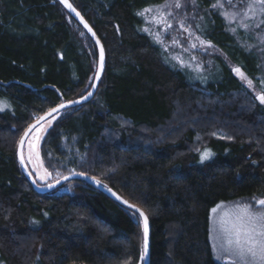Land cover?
Wrapping results in <instances>:
<instances>
[{
    "label": "trees",
    "instance_id": "1",
    "mask_svg": "<svg viewBox=\"0 0 264 264\" xmlns=\"http://www.w3.org/2000/svg\"><path fill=\"white\" fill-rule=\"evenodd\" d=\"M70 1L102 42L106 66L95 98L67 109L32 150L33 161L39 152L32 162L38 181L45 170L83 173L141 209L149 222L148 264H219L209 241L210 209L264 196V107L233 71L254 80L264 52L234 39L212 0H185L176 15H192L194 32L211 45L196 51L205 81L191 80L164 59L139 14L165 0ZM176 17L162 40L178 48ZM95 67L93 43L56 0H0L5 264L143 263L136 213L80 180L69 192L37 194L16 159L28 125L85 93ZM205 149L213 155L201 162Z\"/></svg>",
    "mask_w": 264,
    "mask_h": 264
},
{
    "label": "snow or ice",
    "instance_id": "2",
    "mask_svg": "<svg viewBox=\"0 0 264 264\" xmlns=\"http://www.w3.org/2000/svg\"><path fill=\"white\" fill-rule=\"evenodd\" d=\"M70 12L75 13L80 18V22L84 24V27L88 29L93 36L95 33L91 27L84 21L81 14L73 7L72 4L68 3V0H59ZM227 4L233 9L231 13H225L229 18L230 22H238L240 27L245 29L260 28L264 25V0H237L234 4L233 0H227ZM237 4L239 7H237ZM182 5L179 0L174 4V7L180 8ZM168 7L167 4L164 6ZM215 8H223V0H217L216 4L213 5ZM153 9H145L144 12H152ZM143 15L144 13H139ZM170 15V14H169ZM159 21L170 27L167 19L164 15L158 16ZM183 24V22H181ZM188 31V28H184ZM83 35V33H81ZM199 39V37H196ZM99 44V40L96 41ZM204 42L201 41V44ZM195 46V45H193ZM209 46L210 43H209ZM99 69L95 74L94 79L99 80L100 73L104 66V49L101 46L99 54ZM242 79L247 80L248 87H252L253 80L247 79L244 73L239 67L233 69ZM89 87H95V84H90ZM92 92H88L87 96L82 97V100H86L92 96ZM255 99L260 105H264V90L257 93ZM80 101H73L69 103H61L57 107L49 109L43 116H36V123L29 126L24 132V135L20 138L19 145L22 147L25 144V138L29 137L30 133L36 132L37 135L29 145L30 151L28 160L31 162H39V152L35 153V161L32 160V150L35 149L36 145L41 140L39 133L47 132L48 128L52 127L53 121L57 119V114L61 110L69 108L72 104H78ZM4 110L0 107V111ZM47 124V127L43 125ZM213 154L210 150L205 149L201 153V162L209 159ZM20 163H25V157L23 153H20ZM42 167V165H40ZM50 175L45 170L44 174L41 175V179L46 178ZM66 179V177H65ZM99 184V181H96ZM51 187V185H49ZM111 192V189H108ZM112 195L117 200L121 198L112 192ZM123 204L127 205L130 210L139 213V216L143 218V232H144V245L143 252L141 254V260L148 252V217L135 205L129 204L128 201L122 200ZM213 225L211 231V238L214 241L213 250L216 254L217 260H223L225 257L228 258L229 264H264V199L256 200L253 202H233L231 206H226L222 203L216 204L212 209Z\"/></svg>",
    "mask_w": 264,
    "mask_h": 264
},
{
    "label": "rangeland",
    "instance_id": "3",
    "mask_svg": "<svg viewBox=\"0 0 264 264\" xmlns=\"http://www.w3.org/2000/svg\"><path fill=\"white\" fill-rule=\"evenodd\" d=\"M212 1L213 2L211 3L210 8L216 9L218 11V13L223 19V23L225 25L226 31L230 32L233 38L236 39L239 43H241V45H244L246 48L255 50L259 54L263 53L264 52V25H261L260 28H254V29H245L243 27H240L238 22H230L229 18L225 15L226 12L231 13L233 11V9L227 4V0H223V4H224L223 8L213 7V5L216 4L217 0H212ZM176 2L177 0H165L163 3L151 5L145 8V9H153L152 12H144L145 9H143L141 12L144 13L142 16L144 19L145 31L153 38L154 42L160 46L164 59L171 62V64L174 63L176 67L183 70L189 79L205 81L204 71H202V65L200 61L197 59L196 51H199V50L211 51V49H209L211 46H209V43L207 41L203 40L201 37L196 35V33L194 32V28L192 27V23L190 22L191 19L189 18L192 15H189L187 19H185V16L183 15H180V16L176 15L178 13H181L180 11L183 10L185 6V0H179V3L182 5L180 8L174 7V4ZM233 3L236 4L237 0H233ZM165 4H167L168 7L165 8L164 7ZM237 7H239L238 4H237ZM161 14L165 16L167 21L170 18L177 16L175 18L176 19L175 27L173 25V28H176L178 31L177 38L179 39V42H180L179 43L180 46H178V48L174 47L173 44H170L168 41L162 40L163 33H166L165 30H167V26L162 24L158 19V16ZM181 22H183V24ZM185 27L188 28V31L184 30ZM196 37H199V39H196ZM201 41H203L204 43L201 44ZM88 47L91 50V46H88ZM91 55H92L91 58L93 60L94 56H93L92 50H91ZM263 65L264 63L262 61V67ZM245 81L247 82L246 79ZM256 84H258V87L255 86ZM251 88L255 90L256 93H259L262 90H264V68H261V72L253 80V85ZM5 104H7V102L1 99L0 107H3L4 109ZM260 106L264 107V105H260ZM68 112L70 111L64 110L58 113L57 119L53 121V124ZM43 126L47 127V124H44ZM39 134L41 136V140L39 141L38 149L40 148L39 145L41 144L42 139L45 136L46 132H41ZM33 139L30 140V142H32ZM29 145L30 144L28 141V147ZM23 153H24V150H23ZM28 167H31V166L28 165ZM35 169L38 170V168H35ZM33 175L35 178H37V175L35 173ZM61 177H63V175H61L59 171L52 170V172H50V175L46 176V178L42 179V181H40L39 183L40 184L52 183V182L59 180ZM73 186H75V182H68L64 184L61 190L58 189V191L69 192ZM259 199H264V196L263 197L252 196V197H247V198H239V199H234V200L223 201L220 203L226 206H231L233 202H253L254 203L256 200H259ZM211 209L209 211V241L211 244L212 256H213V259L219 264H229V260L227 257H225L223 260H217L215 258L216 254L213 250L214 241L211 238V231H212V225H213V215L211 213ZM0 264H5V263L3 260L0 259Z\"/></svg>",
    "mask_w": 264,
    "mask_h": 264
},
{
    "label": "water",
    "instance_id": "4",
    "mask_svg": "<svg viewBox=\"0 0 264 264\" xmlns=\"http://www.w3.org/2000/svg\"><path fill=\"white\" fill-rule=\"evenodd\" d=\"M58 3H59V5L66 11V13L80 26V28L84 31V33L86 34V36L90 39V41L93 43V45H94V47H95V49H96V53H97V65H96V70H95V74H96V72L98 71V69H99V59H100V57H99V54H100V48H101V46L103 47V44H102V42L100 41V39H99V37L96 35V33H95V31L93 30V28L89 25V23L84 19V17H83V19H84V21L89 25V27H91V29H92V31L95 33V36H93L92 35V33H90L89 31H88V29H86L85 27H84V24L83 23H81L80 22V18L79 17H77L76 15H75V13H72V12H70V10L69 9H67L63 4H61L60 2H59V0H56ZM68 3H70V4H72V2L70 1V0H68ZM73 5V4H72ZM73 7L75 8V6L73 5ZM76 9V8H75ZM77 10V9H76ZM78 11V10H77ZM79 12V11H78ZM97 40H99V44H97L96 43V41ZM103 49H104V47H103ZM104 70H105V51H104V66H103V70L101 71V73H100V78H99V80H95L94 79V77H95V74H94V77H93V82H92V84L94 83L95 84V87H90L89 88V90L85 93V94H83V95H81V96H79V97H77V98H75V99H73V100H69V101H61L59 104H61V103H69V102H73V101H80V103H78V104H72L69 108H67V109H71V108H74V107H77V106H79V105H82V104H85V103H87V102H89L93 97H94V95H95V93H96V90H97V88H98V85H99V83H100V80H101V78H102V76H103V73H104ZM88 92H92L93 93V95L92 96H90V97H88L86 100H82V97H84V96H87V94H88ZM58 104V105H59ZM58 105H56V106H54V107H57ZM67 109H64V110H67ZM64 110H61V112L62 111H64ZM47 112V111H46ZM45 112V113H46ZM45 113H43L42 115H40V116H43ZM36 123V119L33 121V122H31L30 123V125H32V124H35ZM29 125V126H30ZM29 126L25 129V131L29 128ZM24 131V132H25ZM24 132L22 133V135H21V137L24 135ZM36 134V132H32V133H30V135H29V137H27V138H25V144L21 147L20 145H19V143H18V148H17V158H18V161H19V165H20V169H21V173H22V175L26 178V180L31 184V186H32V189L37 193V194H47V193H49V192H52V191H54L55 189H57V188H61V186L63 185V184H65L67 181H70V180H72V179H81V180H84L87 184H89L90 186H92V187H94L95 189H97L98 191H100V192H102V193H104L106 196H108L110 199H112L113 201H115L116 203H118L119 205H121L122 207H124V208H126V209H128V210H130L128 207H127V205H125V204H123L121 201L122 200H125V199H123L122 197H120L116 192V195H118L120 198H121V200H117L116 199V197L115 196H113L112 195V192H114L112 189H111V192L108 190V189H110V188H108V187H106V186H104L103 184H101V183H99V184H97L96 183V181L97 180H95L93 177H90V176H87V175H84V174H81V173H72V174H67V175H64L63 177H61L59 180H57V181H55V182H52V183H49V184H44V185H42V184H38L37 183V179L34 177V175L32 174V169L30 168V167H28V165H29V160H28V141H29V139L33 136V135H35ZM20 137V138H21ZM19 141H20V139H19ZM23 150H24V153H23ZM23 153L24 154V157H25V163L22 165L21 163H20V153ZM27 163H28V165H27ZM65 177H66V179H65ZM49 185H51V187L49 186ZM129 203V202H128ZM129 204H131V203H129ZM136 207V206H135ZM136 208H138V207H136ZM141 210V209H140ZM130 211H132V212H134V210H130ZM142 211V210H141ZM134 213H136L138 216H139V213H137V212H134ZM140 217V216H139ZM140 219H141V223H142V230H143V218L142 217H140ZM148 225H149V222H148ZM143 245H144V232H143ZM148 256H149V232H148V252H147V254L144 256V263L143 264H148Z\"/></svg>",
    "mask_w": 264,
    "mask_h": 264
},
{
    "label": "bare ground",
    "instance_id": "5",
    "mask_svg": "<svg viewBox=\"0 0 264 264\" xmlns=\"http://www.w3.org/2000/svg\"><path fill=\"white\" fill-rule=\"evenodd\" d=\"M72 4H73V3H72ZM75 8H76V7H75ZM63 10H64V9H63ZM64 11H65V10H64ZM65 12H66V11H65ZM79 13H80V12H79ZM67 15H68V14H67ZM68 16H69V15H68ZM81 16H82V15H81ZM69 17H70V16H69ZM70 18H71V17H70ZM71 19H72V18H71ZM72 20H73V19H72ZM73 21H74V20H73ZM74 22H75V21H74ZM75 23H76V22H75ZM76 24H77V23H76ZM77 25H78V24H77ZM78 26H79V25H78ZM79 27H80V26H79ZM94 49H95V47H94ZM95 52H96V49H95ZM96 65H97V53H96ZM105 66H106V57H105ZM95 70H96V67H95ZM104 71H105V70H104ZM94 74H95V72H94ZM103 74H104V73H103ZM93 77H94V76H93ZM92 82H93V79H92ZM91 84H92V83H91ZM97 89H98V88H97ZM96 92H97V90H96ZM85 93H86V92H85ZM85 93H84V94H85ZM82 95H83V94H82ZM95 95H96V93H95ZM95 95H94V97H95ZM80 96H81V95H80ZM94 97H93V98H94ZM93 98H92V99H93ZM74 99H75V98H74ZM92 99H91V100H92ZM70 100H73V99H70ZM91 100H90V101H91ZM61 101H69V100H61ZM61 101H60V102H61ZM90 101H89V102H90ZM87 103H88V102H87ZM85 104H86V103H85ZM57 105H58V104H57ZM82 105H84V104H82ZM82 105H79V106H82ZM55 106H56V105H55ZM79 106H77V107H79ZM53 107H54V106H53ZM53 107H52V108H53ZM50 109H51V108H50ZM48 110H49V109H48ZM48 110H46V111H48ZM44 113H45V112H44ZM33 121H34V120H33ZM33 121H32V122H33ZM29 125H30V124H29ZM29 125H28V126H29ZM18 143H19V142H18ZM17 148H18V145H17V147H16V159H17V162H18V164H19V161H18V158H17ZM23 155H24V154H23ZM19 168H20V165H19ZM20 171H21V169H20ZM74 173H79V172H74ZM70 174H72V173H70ZM81 174H83V173H81ZM84 175H86V174H84ZM87 176H89V175H87ZM90 177H91V176H90ZM94 179H95V178H94ZM75 180H80V181L85 182L84 180H81V179H72V180L67 181V182H71V181H75ZM95 180H96V179H95ZM67 182H66V183H67ZM85 183H86V182H85ZM86 184H87V183H86ZM63 185H64V184H63ZM87 185H89V184H87ZM89 186H90V185H89ZM104 186H105V185H104ZM91 187H92V186H91ZM106 187H107V186H106ZM92 188H94V187H92ZM108 188H109V187H108ZM94 189H95V188H94ZM110 189H111V188H110ZM95 190H97V189H95ZM112 190H113V189H112ZM97 191H98V190H97ZM113 191H114V190H113ZM99 192H100V191H99ZM114 192H115V191H114ZM101 193H102V192H101ZM103 194H104V193H103ZM118 195H119V194H118ZM119 196H120V195H119ZM107 197H108V196H107ZM120 197H121V196H120ZM108 198H109V197H108ZM122 198H123V197H122ZM123 199H124V198H123ZM111 200H112V199H111ZM126 201H127V200H126ZM114 202H115V201H114ZM129 203H130V202H129ZM117 204H118V203H117ZM132 205H133V204H132ZM120 206H121V205H120ZM123 208H124V207H123ZM140 222H141V219H140ZM141 227H142V223H141ZM142 234H143V230H142ZM143 263H144V259H143ZM143 263H142V264H143Z\"/></svg>",
    "mask_w": 264,
    "mask_h": 264
}]
</instances>
